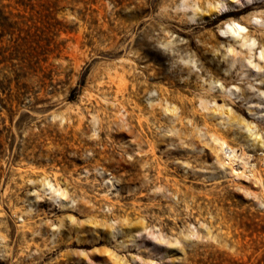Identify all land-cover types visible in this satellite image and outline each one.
Instances as JSON below:
<instances>
[{
	"label": "rangeland",
	"instance_id": "obj_1",
	"mask_svg": "<svg viewBox=\"0 0 264 264\" xmlns=\"http://www.w3.org/2000/svg\"><path fill=\"white\" fill-rule=\"evenodd\" d=\"M161 1L148 8L147 0H0V264H264V93L256 90L264 70L248 77L256 69L234 71L235 65L227 77L248 101L223 95L218 82L201 90L209 77L225 74L234 57L229 46L240 50L217 26L231 16L244 20L248 12L230 10L208 16L210 25L179 27L187 56L197 62L194 73L200 75L201 63L210 75L188 85L177 78L170 89L195 101L204 95L235 124L252 128L234 124L228 137L232 146L244 144L253 174L208 141L199 115L196 128L190 126L187 108L188 131L161 147L178 144L195 154L174 161L179 171L171 177L180 193L152 177L139 191L146 180L131 166L139 155L136 131L118 138L115 126L108 129L112 111L100 107L97 86L116 81L131 40L141 38L143 24L134 28L138 35L134 23L155 20ZM168 26L175 31L174 23ZM258 28L264 36V24ZM150 36L157 49L158 32ZM180 68L176 74L186 78ZM193 106L227 127L225 116L212 115L213 102L207 112L198 102ZM55 243L60 247L48 255Z\"/></svg>",
	"mask_w": 264,
	"mask_h": 264
},
{
	"label": "bare ground",
	"instance_id": "obj_2",
	"mask_svg": "<svg viewBox=\"0 0 264 264\" xmlns=\"http://www.w3.org/2000/svg\"><path fill=\"white\" fill-rule=\"evenodd\" d=\"M155 2L156 0H147L148 8H153L155 6ZM237 2L238 0L161 1L157 6L158 9L157 13L155 14V20L152 17V19L149 18L146 20L145 23H143V21H137L134 23V27H131L133 30L130 29V32L132 30L133 32L135 31L136 34L138 31H136L134 28L136 27V29H139L140 25L143 24V28L140 30L141 38H138V36V39L131 40L127 53L125 54L126 57L122 60L120 59L116 69V81L110 80L99 82L97 86V95L102 100V102L100 101L102 103V105L100 104V107L102 106L104 107V110L110 109L112 111L110 121H105L108 124V129L115 126L114 133L118 138H123L125 135H132L133 131H136L134 143L138 148L137 150L139 155L133 161L131 166L136 168L135 170L137 173H142L141 176L146 180L144 181L145 184L143 183L140 185L137 190H147L149 188L148 186L151 184L149 178L152 177L150 180H152L153 184L166 182L167 186V183L172 182V186L176 187L174 189L175 193H180V190L177 188L178 182L175 178H173V174L179 171L178 166L174 165V161L187 156L189 153L195 158V154L190 149H184L177 143H175L177 145H173V149L167 148L161 150V147L165 146L166 142V146L168 144H173L172 141L174 139H180L182 134L188 131L187 126H185L183 123L184 115L186 114V110H188L187 108L191 109V118L188 121L190 122V126L193 128L195 126L196 128V117L199 115L202 119V133L204 136H206L208 141L214 144L222 152L225 149H228L230 154H228L227 157L234 160L237 159L242 169H248V171L253 174V170H251V166L248 163L247 153L243 148L244 144L237 142V146L231 145L234 142L231 141V138L229 139L228 135L232 133L230 128L235 124V122L233 117L229 114V111H224L223 106H216L212 100V115L217 113L220 117L225 116L224 120L226 121L225 124L227 127L223 130L221 129V126L224 125V123H222L223 119H221V123L219 124H212L211 118L207 117L208 115L198 114V109H195L193 106L196 102H198L201 110L206 112L209 111V106L212 105V102L208 101L207 98H204V95L202 96L199 94V97L197 96L198 101H195L193 98L187 99L182 97L177 90L170 89V87L176 82L175 80L177 78L181 83L188 85L189 81L193 77L200 79L202 78L201 80L203 81L204 76L206 77L207 74L210 75V70H207L201 63L200 75L194 73V68H197V62H194L189 57V54V56H187L186 53L189 50V43L187 41L183 42L184 40L182 39V41L180 39L179 34L182 32L178 29L179 27L182 28V26L185 25H194L196 27L200 24L203 26L210 25L211 21L207 20L206 18L213 14L221 16L222 13L225 14V12L226 14L231 15V11L240 13L248 12L244 20L241 18L236 19L234 16H231L226 19V21H223L217 26V29L223 35L230 37L234 43L238 45L240 50L236 52L233 46H229L228 52L232 54L234 53V57L231 59V61H229L228 69L224 71L225 74H222L223 76L219 78L217 77L215 81H211V77H209L207 83H205L204 80L203 82L206 86L205 88L201 89L204 92L212 91L216 88L215 83L218 82L220 83L218 86L219 92L221 91L223 95L227 94L229 98L231 96H235L236 98H241L243 101H248L249 96L245 95L244 89L237 85L236 81H232V78L228 79L227 77L230 76L231 70L235 67V65L237 66L234 68V71H239L250 66L253 69H256V73L254 74H251L250 71L249 74H242L243 76L248 75V77L258 76L261 69L264 70V36L263 34H256L257 32L261 31L258 27L264 24V10L261 11L258 9L264 8V0H246V5L244 3V5L234 10L233 7H235ZM172 23L176 25L175 28L173 27L175 31L169 30L170 26L168 25ZM247 27L253 28V30L249 31ZM150 31L158 32V37L156 38L157 40L155 39L157 44H159L157 49L153 48V44L151 46V43L149 42L151 41ZM164 31H166V35H164ZM242 50L245 52H242ZM183 53H185L186 56H182L185 55ZM236 55L238 56L235 57ZM259 61H261V63ZM179 67H181L180 69L186 70V78L176 74ZM140 75L141 77H139ZM259 81L261 82V80ZM262 81L264 83V79ZM248 85L253 87L250 83ZM231 88L233 90H231ZM111 89L113 90L112 92L110 91L112 96H109V90ZM256 90L263 94L264 85L261 88L256 87ZM142 99L144 100V104L141 101ZM95 103L98 104V102ZM96 121H98L97 123H99V130H101V125L104 122H102L101 119L98 120V117ZM235 125H242L247 130L252 129L248 127V125H245L241 122ZM124 126H127V129H125ZM162 130H166L167 132L175 131V133L173 136L167 137L164 134H160ZM255 135H258V131L255 133ZM128 150V147L124 149L125 152L131 151ZM236 150L239 151L238 154ZM163 157L165 158L163 159ZM172 165L175 166L174 170L170 169V166L172 167ZM171 175L173 176L171 177ZM127 191H129V189ZM60 195L64 196L65 192L59 189V196ZM21 227L25 229L24 224H22ZM31 244H33V242ZM60 245L61 244L55 243V245H53V249L51 248L52 250L50 249V251H48L49 253L47 252V254L53 255V253L58 250ZM28 247L29 246H26L25 248L27 249ZM44 247L47 248L48 246L46 247L44 245ZM35 250L36 252L38 251V249ZM16 258L14 259L15 262L18 260Z\"/></svg>",
	"mask_w": 264,
	"mask_h": 264
}]
</instances>
